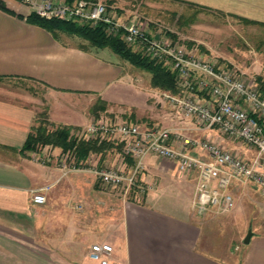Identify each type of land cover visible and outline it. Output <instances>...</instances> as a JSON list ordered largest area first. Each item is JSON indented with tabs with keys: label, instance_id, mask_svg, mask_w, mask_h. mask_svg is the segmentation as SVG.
Listing matches in <instances>:
<instances>
[{
	"label": "crops",
	"instance_id": "1",
	"mask_svg": "<svg viewBox=\"0 0 264 264\" xmlns=\"http://www.w3.org/2000/svg\"><path fill=\"white\" fill-rule=\"evenodd\" d=\"M15 1L19 4L2 0L13 13L0 9V80H14L31 89L21 92L28 98L36 93L32 85L42 88L52 125L83 129L95 120L90 110L99 99L108 106L104 112L109 108L119 113L126 110L129 122L142 129H168L169 144L174 147L183 138H208L247 160L256 154L255 147L227 138L216 127L203 129L194 120L182 118L132 73L123 59L106 58L81 41L60 37L71 38L66 33L54 37L29 23L25 19L29 7ZM175 1L253 21L240 20L246 24H264V0ZM255 76L245 78L259 86ZM36 113L32 104L0 92V264H101L88 255L90 245L96 242L113 247L106 264H264V218L246 221V228L232 233L225 247L217 246L204 225L213 221L209 215L215 211L198 213L192 207L195 173L178 171L171 160L146 155L134 185L122 183L121 197L99 189L97 183L105 184L98 178L91 186H75L76 170L66 172L60 167L59 148L44 153L45 160L23 149L34 129ZM113 141L116 145L120 142ZM112 150L108 157L111 164H116L120 173H130L134 161L129 164L122 149ZM188 151L208 159L198 146H189ZM59 155L71 160L67 153ZM247 184L256 189L255 200L264 211V193L252 183H233L229 187L233 199L239 190L248 199L253 197ZM41 187H47L45 202L33 203L32 192ZM77 205L81 209L74 211ZM106 213L112 228L90 235L89 222L101 221L99 216ZM232 214L228 221H233ZM244 216L241 213L240 217ZM247 229L251 236L244 243Z\"/></svg>",
	"mask_w": 264,
	"mask_h": 264
},
{
	"label": "built area",
	"instance_id": "2",
	"mask_svg": "<svg viewBox=\"0 0 264 264\" xmlns=\"http://www.w3.org/2000/svg\"><path fill=\"white\" fill-rule=\"evenodd\" d=\"M18 1L45 19L78 20L90 25L102 22L108 33L120 32L127 44H137L150 58L164 60L171 66L182 94L165 93L164 97L182 118L194 120L203 129L216 127L227 138L240 140L256 149L253 158L247 160L208 138H183L181 144L174 147L169 144L168 129H142L129 121L99 118L85 126L82 135L122 141L123 153L134 161L130 173H120L112 168L94 170L102 183L111 187L122 183L127 187L134 185L144 157L152 154L171 160L180 172L195 173L192 207L198 213L210 209L219 214L230 212L234 208V199L229 187L236 182L252 183L264 193V95L258 85L246 80L243 72L219 65L216 60L167 39L150 37L136 22L120 24L100 1L75 0L71 4L65 0ZM262 77L264 79V74ZM201 92L207 97L201 98ZM189 146H198L208 159L190 153ZM59 164L66 172L77 169L67 156L60 158ZM46 188L33 190L31 201L43 204ZM110 254L109 245L96 242L90 245L88 255L92 260L106 264Z\"/></svg>",
	"mask_w": 264,
	"mask_h": 264
},
{
	"label": "rangeland",
	"instance_id": "3",
	"mask_svg": "<svg viewBox=\"0 0 264 264\" xmlns=\"http://www.w3.org/2000/svg\"><path fill=\"white\" fill-rule=\"evenodd\" d=\"M12 1L14 3L12 5L19 4V2L15 0ZM92 1H100L105 4L114 21L120 24L136 22L142 26V30H144L148 36L154 38H164L173 42L174 44L185 46L186 48L196 52V54L204 55L205 57L207 56L212 60H216L218 62L216 63L219 65H226L228 68H236L238 71L243 72L244 77L250 76L254 78L256 74L257 75L255 77L264 74V26L262 25L250 23L246 24L237 18L226 16L222 13L212 11L211 9H200L175 0ZM60 37L75 43L80 41L79 39L72 36L71 38L68 37L69 39L63 36ZM88 48L102 56H105L106 58H110V56L118 57L113 52V54H110L111 50L109 48L105 49L106 52L97 50L93 47ZM125 62L132 73L134 72L137 74L142 82L151 86V75L149 72L141 70L127 61ZM153 89L163 100L166 101L164 95L168 92L159 90L157 88ZM24 90L31 89L27 87L24 89L22 85H19L14 80H0L1 93L6 92V95L18 97L19 99H22L25 102L35 106L37 115L32 132H34L38 127L40 129H44L46 132L55 129L56 126L52 125L48 121V108L46 100L44 99V90L38 86L32 85V90H34L36 93H34V97L29 98L24 97L23 94L21 95V92ZM159 106L160 104L157 105V109H159ZM105 107L107 109L108 106L105 105ZM125 112L127 111L124 110V112L119 113L114 109L111 111L109 108V112H104L103 110L100 111L97 114L95 120L104 118L109 121L110 119L129 121V114H126ZM116 116H120V118L118 119ZM121 117H123V119H121ZM78 131L79 134H82V129H79ZM54 148L58 147L53 145L42 146L40 144L37 146L35 151H31V153H34L35 157L45 160L43 154L52 152ZM112 152L113 150L107 151L100 161L98 160V158H100L99 154H91V156H89L83 165H77L76 171L73 172L77 178H73V184L75 186L88 187L89 185H93L97 179L94 170L108 168L117 170V165L111 164V160L108 159L109 154ZM60 153L61 156H63L64 152H62L59 148V154ZM59 154L58 163L60 160ZM120 158L121 157H119L118 160ZM78 177H81V179ZM96 185H98L99 189L101 188L106 192L110 191L118 193L115 195L117 197H121L124 191V186L122 184L116 187L102 185L99 183ZM247 189L250 192L253 191V197L250 195L248 199L244 194V191L239 190L237 196L234 198L236 207L231 212L228 214L212 212V215L209 216H212L213 221H208L206 224H204L210 231L211 238H213L217 246L225 247L224 245L228 244L227 241L229 240L230 236H232V233L236 232V230L240 229V227L241 229L246 228V221H257L256 218L258 216L264 218V211L259 209L257 200H255L256 196L254 193L256 194V189L251 184H247ZM80 209V205L74 207V211H78ZM231 213H233V221H228V219L231 218ZM241 213L245 215L242 218L240 217ZM99 217V219H103L101 221L99 220L89 222L90 235L93 233L96 235L100 234L104 228L106 230L112 228L113 225L110 221H108L109 217L107 213L104 216L101 215ZM248 230L249 229L246 230V233ZM100 243L109 245L110 251L112 253L113 247L110 243ZM242 245L243 243L241 242L240 246Z\"/></svg>",
	"mask_w": 264,
	"mask_h": 264
},
{
	"label": "trees",
	"instance_id": "4",
	"mask_svg": "<svg viewBox=\"0 0 264 264\" xmlns=\"http://www.w3.org/2000/svg\"><path fill=\"white\" fill-rule=\"evenodd\" d=\"M68 3H73L75 0H65ZM0 9L13 13L0 0ZM29 23L38 25L49 31L54 37L60 33H66L72 37L79 39L87 47H95L98 49L109 48L111 52L116 54L120 59H123L133 66L147 71L151 75V87L166 91L171 94L181 95L182 90L178 87L175 77V72L171 66L164 60L150 58L143 49L135 44H127L121 36V33H108L106 25L102 22H97L94 25L82 23L78 20H63L60 18L45 19L39 17L34 12H29L25 17ZM244 22H253L247 19H240ZM262 26L264 24L258 23ZM262 75H258L256 80L259 81V90L263 95ZM199 94V93H198ZM206 96L204 93L200 94ZM106 103L99 100L92 106L91 112L96 117L98 111L104 110ZM79 129L73 126H56L52 131L46 132L39 127L31 132L23 145L26 151H35L38 145H53L67 153L68 157L74 161L76 165H83L91 154H99V161L103 158L107 151L112 149L121 150L123 142L120 141L117 145L112 139L104 136L86 137L79 134ZM125 159L129 164L133 162L131 156L126 155ZM134 163V162H133Z\"/></svg>",
	"mask_w": 264,
	"mask_h": 264
},
{
	"label": "water",
	"instance_id": "5",
	"mask_svg": "<svg viewBox=\"0 0 264 264\" xmlns=\"http://www.w3.org/2000/svg\"><path fill=\"white\" fill-rule=\"evenodd\" d=\"M250 236H251V230H248L244 239H243V242L244 243H248L249 242V239H250Z\"/></svg>",
	"mask_w": 264,
	"mask_h": 264
}]
</instances>
